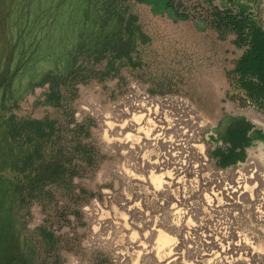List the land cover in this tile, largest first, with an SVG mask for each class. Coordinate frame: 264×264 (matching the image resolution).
Returning <instances> with one entry per match:
<instances>
[{"label":"rangeland","instance_id":"374dc122","mask_svg":"<svg viewBox=\"0 0 264 264\" xmlns=\"http://www.w3.org/2000/svg\"><path fill=\"white\" fill-rule=\"evenodd\" d=\"M244 17L264 30L262 0H0V264H140L130 227L144 221L187 242L171 264L218 263L165 225L178 200L190 223L227 217L248 240L224 242L222 264H264V222L247 201L258 185L233 201L203 190L214 165L264 164V97L237 71L248 45L232 20ZM134 84L194 107L213 167L154 189L160 130L113 108Z\"/></svg>","mask_w":264,"mask_h":264},{"label":"bare ground","instance_id":"6f19581e","mask_svg":"<svg viewBox=\"0 0 264 264\" xmlns=\"http://www.w3.org/2000/svg\"><path fill=\"white\" fill-rule=\"evenodd\" d=\"M262 3L264 8V0H262ZM2 36H4L3 33ZM113 105L114 109L125 106V113L131 116L129 121L137 119L140 121L139 124H143L147 128L152 126V130L156 128L160 130V164H155V168L160 169V175H150L154 189L160 190V184L162 183V185H165V189L170 190L172 184L178 182L176 179L190 180L191 182L192 179L202 175L207 168L213 167L214 164L208 155L201 134V131L205 129V125L199 113L184 98L166 95L154 96L139 85L134 84L130 85V88L124 94L118 96L117 101ZM252 117L257 116L252 114ZM259 118L262 119L261 117ZM260 151L264 159V145H262ZM214 167L219 169L217 173L219 177L204 183L205 187L207 185V188H202L205 190V195H209L208 193L214 197L218 196V194L221 197L224 195L227 201H233L235 197H243L247 193L248 183L253 182L259 188L257 189L256 187L255 192L251 191L247 194V201L255 207V215L258 217V221L264 222V164L260 166L256 160L247 159L244 163L231 168L221 169L215 165ZM160 177L168 181H160ZM225 179H227L226 182L224 181ZM217 185H219V188ZM190 190L184 189V193ZM197 191L194 188L192 192ZM254 196L256 199H254ZM177 202L179 204L173 203L171 210L166 214L164 218L166 221L165 225L171 231H176V233H187L184 238L191 239L192 236H195L208 246L215 248L216 250L213 252H216L219 260L216 264H222L221 259L223 258L226 260L224 242L244 241V243L248 244V240L242 241L240 239V232L234 224H231L232 221L227 217L224 218L225 222L223 224L225 225L219 229H211L210 226L204 227L202 224L194 225L190 223L187 213H185L187 212L186 210H189V207L181 200ZM179 205L181 206L179 207ZM209 205L212 206V204ZM225 205H230V203L227 202ZM135 225L131 226L132 228L130 227V247L131 253L140 257V264H171L170 260L172 258H178L182 255L180 253L181 245L183 246L187 242L183 240L181 242L183 244L178 243L175 236L160 229V225L156 221L154 224L144 221ZM154 238L156 239L154 240ZM195 256L194 258L196 259ZM202 256H206V254ZM201 259L196 262L191 260L190 264H212L209 259L208 261Z\"/></svg>","mask_w":264,"mask_h":264},{"label":"trees","instance_id":"16d2710c","mask_svg":"<svg viewBox=\"0 0 264 264\" xmlns=\"http://www.w3.org/2000/svg\"><path fill=\"white\" fill-rule=\"evenodd\" d=\"M233 19V29L238 35L239 45H248V50L237 64V71L245 79L250 76L257 78V82L245 80L243 87L251 95L256 91L264 97V30L255 24L249 25L248 18ZM247 27H250L248 33L245 32ZM239 132L242 139L244 131ZM226 163L227 161L224 160L223 164Z\"/></svg>","mask_w":264,"mask_h":264},{"label":"crops","instance_id":"0c3cea01","mask_svg":"<svg viewBox=\"0 0 264 264\" xmlns=\"http://www.w3.org/2000/svg\"><path fill=\"white\" fill-rule=\"evenodd\" d=\"M235 54H236V56H235L236 60H239L240 57L242 56V54L239 51H235Z\"/></svg>","mask_w":264,"mask_h":264}]
</instances>
